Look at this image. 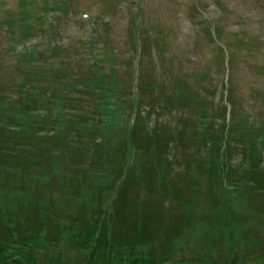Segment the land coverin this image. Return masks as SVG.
Segmentation results:
<instances>
[{"label": "rangeland", "instance_id": "rangeland-1", "mask_svg": "<svg viewBox=\"0 0 264 264\" xmlns=\"http://www.w3.org/2000/svg\"><path fill=\"white\" fill-rule=\"evenodd\" d=\"M53 9H61L64 15L52 19L48 12ZM28 27L33 29L27 32ZM31 35L39 37L24 45L30 47L37 43L34 60L26 61L19 56L23 47L17 46ZM54 41H59L63 47L57 53H53ZM61 68L67 70L68 75L59 81L63 87L67 86L65 93L78 95L75 98L78 102L70 104V107L81 109L83 114H93L100 107L115 114L111 127L116 125L119 131L114 135L106 133V147L114 144L113 150L118 149L128 137L130 129L127 123L136 117H141L137 120L139 134L136 145L147 141L146 118L150 111H156L159 116H153L151 123L156 121L159 124L162 148L158 150L157 158L154 157L155 144L147 156L138 154L133 148L124 157L122 154L114 158L110 156L105 165L98 164L97 160H101L98 154L89 152L87 155L91 157L88 156L87 160L80 155L55 160L53 157L59 156L50 154L53 145L45 142L41 143L37 154L34 155V150L28 152L30 158L25 159L28 162L25 177L20 180L9 178L8 186L5 182L2 185L10 196V206L15 207L13 200L20 197L26 214L25 204L31 210L37 206L46 215L47 222L64 229L65 247H57L51 254H45L46 249L39 248L45 264H54L55 256L61 258L57 257V261L60 259L58 264H88L92 242L87 238L100 215H106L118 231L120 228L123 230L116 238L121 248L114 249L112 264H128L122 257L129 256L127 252L138 241L145 242L150 256L159 254L161 261L169 257L172 261L193 258L196 262L206 255L205 258L211 259L213 264H224L228 257H232V264H264V144L261 147L255 144L264 141V137L261 138L264 135L253 139L250 149L245 147L248 144L238 145L234 140L230 145H217L212 134L206 135V140L200 137L193 122L196 115L204 117L202 121L205 122L216 115L224 116L228 121L232 110L229 102L233 104L232 112L239 124L244 125L247 119L254 124L255 121H264V0H0V99L5 93H19L27 87V91L35 88L36 94H44L39 101L48 104L52 100L62 101L56 94L68 100L59 87H49L41 76L36 75L38 71L44 74L47 71L51 76ZM32 73L36 74L31 76ZM89 78H105L104 81L112 82V86L103 85L102 90L97 88L93 92L83 85L84 79ZM175 84L185 92L197 91L199 97L188 98L187 109L178 106L179 125L176 134H171L165 125L164 114L169 112L172 104L166 106L165 99L176 93L173 89ZM143 85L156 86L160 89L159 97L155 98L154 91L149 88L142 90L140 95ZM131 93H134L133 99L140 96L138 104L131 100ZM23 99L33 104L32 94ZM106 102L108 104H104ZM16 104L11 105L14 107ZM26 115L29 118L26 126L34 127L33 118L30 119L28 113ZM80 118V114H76V119ZM168 118L174 120L173 117ZM30 130L25 135L27 143H30L28 146L38 147ZM249 130L243 133L244 137L249 136ZM263 130L264 123L254 131L259 133ZM182 131L186 136H181ZM222 131L227 137V130L223 127ZM175 139L179 144L170 146L169 151L168 143ZM5 143L23 155L27 151L26 146H17L12 138H6ZM198 144L199 149H196ZM83 148L87 150L85 146ZM169 153V158L174 157L173 175L163 181L159 169L169 164L166 163ZM127 161L132 165L128 174L125 173L128 169L124 168ZM220 161L218 176L212 178L210 174H203L205 163ZM144 162L146 166L141 167ZM50 163L61 165L57 168L59 183H55L61 185L59 188L39 186V182H34V175L40 174L41 169L44 173L48 171ZM185 168L190 172L184 173ZM83 169L88 170L87 176L90 174L95 179L85 180L81 184L83 191H78V196H85L86 202L87 198L97 200L91 207L95 216L77 217V210H80L78 202L69 197L66 200V195H77L78 192L71 188L73 183L69 180L68 185L61 183L63 175L67 179L65 174L80 175ZM132 173L136 178L133 183L132 177L129 178ZM227 173L231 177L226 180L223 175L226 177ZM248 173L251 179L243 181ZM122 174L129 180L127 185L119 183ZM119 184L128 186L126 195V188L124 191L119 188L117 195L111 193ZM148 185H153V192L148 191ZM246 187H251L250 191L260 189L259 194L250 196ZM106 188L108 191L103 192ZM163 194L172 199L173 207L168 212L172 213L170 220L163 225L165 235L161 237V214L163 217L168 215L161 207ZM64 196L62 205L56 203ZM107 201L110 207L103 208ZM46 202L48 204L45 205ZM0 204L9 209L6 201L0 200ZM84 205L83 210L88 211V215L87 204ZM194 208L195 217H192ZM225 212L232 220L228 217L223 223H215L214 218ZM205 218L211 223L201 226ZM174 225L178 231L170 229ZM72 226L80 229L79 243L71 241L73 231L69 229ZM52 231L55 235L56 231ZM212 236L218 241H211ZM224 237H229L228 240L238 237L239 240L235 239L240 244L230 248ZM175 243L178 245L173 249Z\"/></svg>", "mask_w": 264, "mask_h": 264}, {"label": "trees", "instance_id": "trees-1", "mask_svg": "<svg viewBox=\"0 0 264 264\" xmlns=\"http://www.w3.org/2000/svg\"><path fill=\"white\" fill-rule=\"evenodd\" d=\"M23 60H34V54H24L22 57ZM32 62V61H31ZM34 72V71H33ZM46 74L41 73L38 71V74L41 76V80L47 84L49 87H52L53 85L59 87L61 90V93L67 95L68 100L65 97H61L60 94H56V96L61 99L62 101L57 102V100H52V103L48 104L44 101H39V99L44 97V94L40 95L36 94V89L32 88L27 91V87L23 88L20 92V99L17 100L14 107H12L11 104H13V101L11 98L6 97L5 95H2L0 99V200L6 201L9 209L3 208V205L0 204V264L8 263L6 262V259L3 258V256H8L7 253L3 252L4 250H7L10 246H13L14 256L17 258V260L14 262V264H45L39 248L42 247L45 250V254H51L52 250L56 251V248H61L62 245L65 244V241L63 240L62 233H64V229H61L59 225L52 226L48 219L46 220V215L41 213L42 210H38L37 206L34 207L33 210L29 208L28 205L25 204L28 210V214L25 213L23 210L25 207L24 202L21 200L20 197H15V200H13V205H16L15 207H12L8 204L11 203V199H9L10 196L7 194V190L3 189L2 182H5L8 186L11 179L9 178H16L17 180L23 179L25 177V174H27V168H28V162L25 159H29L30 156H28V152H31V150H34V155L37 154V150L39 149V146L41 143L45 142L48 144H52L54 148L51 149L50 154L57 155L59 157H53L55 160L63 159V156H70L74 155V158L77 156H81L83 159L87 160V157L92 153L98 154L97 156L100 157L101 160H97L98 164L105 165L107 162V159L111 156L112 158L116 157L119 154H122L123 157L125 154L129 153L133 148L134 150L138 151V154H147L150 153V149H152L153 145L155 144L158 148L153 147L155 155V158H157L158 150L162 148L161 142L159 139L158 134H155V138H148L147 141L141 142L140 145H136L137 136H138V125L134 127L132 130L128 131V137L125 139V141L121 142L118 146V149L116 148L113 150V145L106 147V133H111L112 135L116 134L117 130L119 131L118 127L113 125V122L116 119L115 114L108 113L104 108H99L97 110H94L93 114H83L81 109H77L74 107H70V104L74 105L76 102H78L77 99H75L72 96V93H65V88L59 81L62 79L64 80L66 77H68L67 70H64L61 68V70H58L56 74H52L50 76V72ZM32 73L31 76H34ZM30 75V72H29ZM105 78L101 79L98 78H89L84 79L83 85L87 86L89 89L94 90L97 88L103 89V85H111L112 82L110 81H104ZM34 80V77H33ZM96 82V84H94ZM52 85V86H51ZM25 86V85H23ZM34 86V82H33ZM143 90L146 91L148 88L153 92V87H148V85H143ZM184 88H181L180 86H177V92L172 97L165 99V103L167 105H171L172 107H178L181 106L184 109L189 108V99L190 97H193V99L197 98L198 95L195 92L189 93L185 92L183 90ZM52 90V89H50ZM27 94H32V103L25 101V98ZM57 98V99H58ZM40 102V104H39ZM57 102V103H56ZM70 102V103H69ZM104 104H108L107 102ZM104 104H101L103 106H106ZM11 105V107H5ZM49 105H51L49 109ZM179 108V107H178ZM40 109L47 110L46 114H39L36 113ZM29 114L30 119L33 118L34 127H27L26 123L28 124V116L26 114ZM36 113V114H35ZM67 113H75L80 114V119H76V115L70 114V118H67ZM122 121V120H121ZM30 125L32 126V122H30ZM117 127V129H116ZM30 133L34 134H41L43 133V136H36L34 137L36 142L38 143V147L35 145H31L32 147H29L30 143H27V138H25V135H27V130L30 129ZM237 129H234L233 133H235ZM55 132L52 136L49 135L50 132ZM263 132H257L254 133V131L251 132L250 137H256L262 135ZM184 134L182 133V136ZM50 136V137H49ZM6 138H12L15 140V143H17V146H26L27 151L23 155L20 153L17 149L8 148L5 143ZM97 138H102L104 140L103 143L95 145V141ZM223 138V137H222ZM108 139V138H107ZM109 140V139H108ZM113 141V138L110 139ZM230 140V139H228ZM25 141V142H23ZM80 141V142H79ZM153 141V143H152ZM230 143V141L228 142ZM167 142L163 145H166ZM231 144V143H230ZM87 150H85L83 148ZM137 146V147H136ZM80 149L84 150L81 151ZM109 150V151H108ZM108 151V152H107ZM114 151V152H113ZM121 155V156H122ZM130 155V154H129ZM138 156V155H137ZM72 157V156H70ZM91 157V156H89ZM95 157V156H92ZM138 158H141L140 155ZM131 160V158H130ZM49 161V160H48ZM132 161V160H131ZM4 162L3 164H1ZM58 164V163H57ZM3 165V166H1ZM51 167L46 169L44 173L43 169H41L40 174L34 175V182H39V186H55L56 188H59L61 185H55V183L58 182L59 170L57 169L61 165H53L51 164ZM128 168H132L131 162L127 161ZM146 166V162L141 165V167ZM105 167V166H104ZM160 167V166H159ZM64 168V167H63ZM158 168V167H155ZM116 169H119L118 167ZM150 169V167H149ZM65 170V168H64ZM82 169H80L81 171ZM88 170L83 169V171L80 173V175H72V174H65L68 178L65 179L64 175L61 179V183L63 185H68V180L73 183V190L76 192L83 191L81 184L85 182V180L95 179L94 177H91L90 174L87 176ZM211 177H216L220 172L221 168L218 166H214L211 170ZM51 175H49L48 173ZM118 173L120 170L117 171ZM135 174H137V170L135 171ZM134 173L130 174L129 178L132 177L131 183H133L135 177H133ZM150 178V176H148ZM7 181V182H6ZM129 182L128 178L124 180L125 185ZM132 184L130 185V187ZM148 190L152 192L153 185H148ZM62 188V187H61ZM126 188V190H125ZM131 189V188H130ZM99 190V189H97ZM122 190L125 192L126 195L129 191L128 186H122ZM122 191V192H123ZM69 195V196H67ZM66 200L70 198L75 199L78 202V205L80 207V210H77L78 214L76 213V216H87L90 217L95 216L96 214L92 210V204H96V199H89L85 196H78L79 192L76 194H70L67 193ZM9 199V200H8ZM61 205L65 202V196L61 197L59 199ZM82 200V202L80 201ZM180 199H178L179 201ZM180 202V201H179ZM51 202H49V207H51ZM87 204V208L89 210V214L87 215L83 208H85L84 204ZM48 204V202L45 203V205ZM39 205V204H38ZM77 205V206H78ZM19 207V209H17ZM23 207V208H22ZM18 210V212H17ZM83 210V211H82ZM21 212V213H20ZM172 216V215H171ZM189 216V215H188ZM192 216V215H191ZM34 217H36L34 219ZM183 217V216H182ZM193 217V216H192ZM184 218V217H183ZM81 219V218H80ZM148 219H151L150 215H148ZM182 219V218H181ZM40 220V221H35ZM76 222V221H74ZM110 221L107 220V222H104V225L101 226V230H105L103 232V235L100 240L96 241L97 244L93 245L94 249H91V256L92 261L91 264H112L113 262V252L114 249H118L117 247L121 248V246H118L116 238H118L121 234V231H123L121 228L119 231L115 228V225L111 222V225L109 223ZM29 225V226H28ZM99 225L97 229H99ZM180 227V226H179ZM76 228L77 231L75 232V235L71 236L72 239L79 238L81 236L80 229L77 226H72L69 231ZM110 228V229H109ZM96 224H94L93 229L89 235L88 242H92L94 240L93 235L96 232ZM178 231V228L174 225L173 228ZM227 229V228H226ZM52 230H55L56 233L54 235V232ZM119 232V233H118ZM159 232H161V237L165 235V230L163 228H159ZM12 233L15 234L16 239H12ZM226 233V231H225ZM167 238L169 236L167 235ZM117 240V241H116ZM95 241V240H94ZM172 239L170 240L171 244ZM176 240H174L175 242ZM211 241L214 243L218 241V238H215L212 236ZM144 241H139L138 243H143ZM39 250V251H38ZM174 252V251H173ZM145 253V252H144ZM146 255V253H145ZM90 256V258H91ZM204 255L199 264H203L205 260ZM57 257L55 256L53 263L58 264L59 259L57 261ZM9 258V257H8ZM7 258V259H8ZM165 258V257H164ZM208 258V257H207ZM14 261V260H13ZM56 261V262H55ZM149 260L147 256L144 258V263L148 264ZM155 260L153 261V263ZM48 263V262H47ZM49 264V263H48Z\"/></svg>", "mask_w": 264, "mask_h": 264}]
</instances>
